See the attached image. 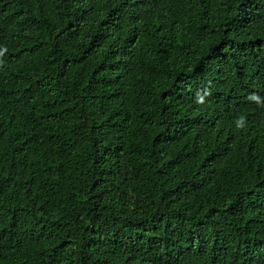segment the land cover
<instances>
[{
  "label": "trees",
  "instance_id": "obj_1",
  "mask_svg": "<svg viewBox=\"0 0 264 264\" xmlns=\"http://www.w3.org/2000/svg\"><path fill=\"white\" fill-rule=\"evenodd\" d=\"M0 264H264V0H0Z\"/></svg>",
  "mask_w": 264,
  "mask_h": 264
},
{
  "label": "clouds",
  "instance_id": "obj_2",
  "mask_svg": "<svg viewBox=\"0 0 264 264\" xmlns=\"http://www.w3.org/2000/svg\"><path fill=\"white\" fill-rule=\"evenodd\" d=\"M199 97V94H198ZM252 98L257 99L258 97L255 96V94L252 95ZM199 101L203 102V97H199ZM243 125V118H240V120L237 122V127H242Z\"/></svg>",
  "mask_w": 264,
  "mask_h": 264
}]
</instances>
